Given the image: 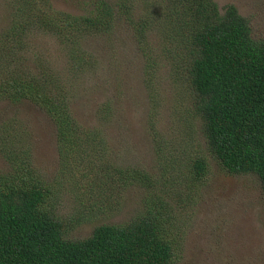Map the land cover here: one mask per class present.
Here are the masks:
<instances>
[{
	"label": "trees",
	"instance_id": "obj_1",
	"mask_svg": "<svg viewBox=\"0 0 264 264\" xmlns=\"http://www.w3.org/2000/svg\"><path fill=\"white\" fill-rule=\"evenodd\" d=\"M92 3L85 16L57 12L56 19L43 18L36 6L28 10L30 14L12 17L0 34V101H27L45 113L56 131L60 175L71 171L73 163L68 161L75 154L89 157L84 168L75 167L87 193L78 210L91 217L98 211H112L131 187L143 190L140 208L126 223L101 224L84 239L67 238L66 231L81 217L66 219L55 213L61 185L40 175L29 148L17 146L18 135L14 136L10 122L3 123L0 152L9 170L0 172V264H174L178 244L174 210L192 200L208 172L203 156L186 155L185 147L179 154L162 149L155 137L157 172L153 175L144 169L116 167L102 154L99 164L98 150L86 147L98 135L76 122L67 92L49 68L37 65L32 70L8 48L27 24L51 28L64 44L77 46L78 39L107 34L115 20H121L143 53H149L144 48L147 33H157L163 53L171 56L174 72L192 95L191 112L201 122L208 154L228 174L255 175L264 200V41L253 40L246 18L235 6L220 9L214 0ZM137 7L142 12L135 18ZM74 52L69 54L70 73L78 60ZM145 82L151 90L150 78Z\"/></svg>",
	"mask_w": 264,
	"mask_h": 264
},
{
	"label": "rangeland",
	"instance_id": "obj_2",
	"mask_svg": "<svg viewBox=\"0 0 264 264\" xmlns=\"http://www.w3.org/2000/svg\"><path fill=\"white\" fill-rule=\"evenodd\" d=\"M92 1L0 0V34L15 14H30L28 10L33 7H40L41 17L56 19L57 12L89 15ZM105 1L114 4L116 0ZM214 1L220 9L229 4L235 6L249 22L253 40L264 41V0ZM135 10L136 18L142 8ZM22 33L8 48H13L14 54L21 56L32 70L37 65L49 68L58 86L66 90L76 122L85 131L98 135L94 141H87L86 147L98 150L99 164L102 154L104 161L116 167L144 169L153 175L157 172L158 147L154 137L161 140L162 149L179 154L185 147L186 155L206 159L208 172L200 190L191 201L182 202L174 210L178 240L174 264H264V200L259 179L252 174H228L208 154L201 122L191 112L192 95L174 72L171 56L163 53L164 45L157 33H147L144 48L150 54L139 49L131 29L121 20H115L107 34H87L78 39V48L64 44L51 28L38 23L27 24ZM71 50L78 60L70 73ZM148 78L151 90L146 86ZM6 122H10L14 136L18 135L16 145L29 148L31 162L40 175L61 185L57 186L61 194L55 213L66 219L81 217L66 231L67 238L84 239L101 224L126 223L139 210L143 190L138 187L126 190L112 211H98L91 217L78 210L77 204L87 193H83L86 183L75 167L84 168L89 157L83 152L75 154L68 161L73 163L69 167L72 172L64 170L60 175L56 131L43 111L27 101L1 100L0 133ZM7 170L8 164L0 152V172Z\"/></svg>",
	"mask_w": 264,
	"mask_h": 264
}]
</instances>
